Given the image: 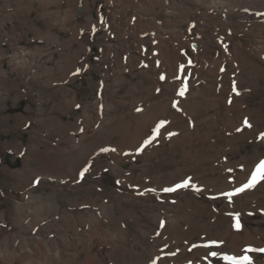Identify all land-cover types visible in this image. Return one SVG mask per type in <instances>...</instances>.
Segmentation results:
<instances>
[{
    "label": "rangeland",
    "instance_id": "1",
    "mask_svg": "<svg viewBox=\"0 0 264 264\" xmlns=\"http://www.w3.org/2000/svg\"><path fill=\"white\" fill-rule=\"evenodd\" d=\"M149 1L0 0L1 264H264L244 252L264 248V181L222 194L264 159V58L232 49L263 30L244 15L252 0L225 25L203 0L174 1L188 20H154Z\"/></svg>",
    "mask_w": 264,
    "mask_h": 264
},
{
    "label": "bare ground",
    "instance_id": "2",
    "mask_svg": "<svg viewBox=\"0 0 264 264\" xmlns=\"http://www.w3.org/2000/svg\"><path fill=\"white\" fill-rule=\"evenodd\" d=\"M147 1H149V0H147ZM152 1V5L150 4L149 6H151V8H153L154 9V11H155V19L154 20H156V19H159V18H162L163 17V15H164V17H166V18H168V20L172 17L173 18V16H180L181 15V17L183 18H185V20H188L189 18H191V16H192V14L194 13V9H191V8H186V9H184V7H181V5H179V3H177V2H174L175 0H170V1H172L173 2V4H172V6L171 5H169V6H166L165 5V3H166V0H151ZM183 1H185V0H181L180 2H181V4L183 5ZM192 0H190L189 2H191ZM204 2V5H202L205 9H207V11H210V12H212L213 14L212 15H210L211 16V18H212V21L214 22V23H216V24H219V23H222V24H224L225 25V22L227 23V24H229V20L235 15V11L236 12H238L239 14H242L243 12H242V6H240V4L239 5H237L236 3H235V1L234 0H207V4H209V5H206V0H203ZM238 1V0H237ZM150 2V1H149ZM188 2V1H187ZM196 3V2H195ZM193 4V2H191V5ZM200 5V3H198L197 2V4H194V5ZM138 6H140V5H138ZM248 6H250V7H248ZM167 7H169V10L167 9ZM187 7H189V6H187ZM246 7H248V9L249 10H247V12H246V10H245V17L247 18V19H249V21H250V24L251 25H255V23H259L261 26H262V28H263V30L261 31V30H259V32H260V35H256V33H255V31H253L254 29L253 28H251L249 31H246V32H248V34H249V37H247V40H246V42H245V44H244V42L243 43H238V44H235V47H233L232 49H234V52H232V53H234V54H236L235 56H237V57H240L241 58V56H239V54L241 53H239V51L237 50V48L238 47H243V46H245L246 45V48H248L247 50H248V52H249V57H251L252 58V61L254 60V59H256V58H258V59H261V60H263V58H264V36H263V34L262 33H264V20H262V19H260L259 17H258V15H256V11H258L259 12V10H264V1L263 2H260L259 0H252L251 2H249L248 4H246ZM244 8V7H243ZM139 10V9H138ZM249 11H255V12H253V13H251V12H249ZM179 13V14H178ZM260 13V12H259ZM139 15V14H138ZM152 15H154V14H152ZM260 16V15H259ZM234 18V17H233ZM261 18H262V16H261ZM232 23V22H231ZM155 24V23H154ZM140 25V24H139ZM165 25V24H164ZM170 25V24H169ZM241 25V24H240ZM176 26V25H175ZM228 26V25H227ZM238 26V25H237ZM153 27V26H152ZM140 28V27H139ZM154 28V27H153ZM232 28V27H231ZM141 29V28H140ZM139 29V30H140ZM142 30V29H141ZM234 30V29H233ZM247 35V34H246ZM152 38V37H151ZM237 43V42H236ZM169 44H172V43H169ZM152 45V44H151ZM161 47H163V50H162V56L164 57L163 58V62L164 63H166L167 61L169 62V66L170 65H174L175 64V58H176V55L174 56V53H178L177 51L178 50H176V51H173V50H171V51H169L168 50V44H167V41H166V43H163V41L161 40V42H160V48ZM170 49V48H169ZM152 50H154V49H152ZM161 50V49H160ZM157 51V50H156ZM232 51V50H231ZM154 52V51H153ZM224 53V52H223ZM233 55V54H232ZM230 57V56H229ZM154 58V57H153ZM161 58V57H160ZM222 58L223 57H221V56H219V59L217 60V61H214L213 63L214 64H217V63H219L220 64V61L222 60ZM242 59V58H241ZM225 60V59H224ZM233 60V59H232ZM236 60V59H235ZM237 61V60H236ZM236 61H235V63H236ZM251 61V60H250ZM156 62V61H155ZM227 62V61H226ZM238 62V61H237ZM233 63H234V61H233ZM254 63V62H253ZM253 63H249V65H248V67L249 68H251L252 66H253ZM155 64V63H154ZM160 64V63H159ZM225 64V63H224ZM228 64V63H227ZM231 64V63H230ZM237 64V63H236ZM235 64V65H236ZM150 65V64H149ZM232 65V64H231ZM252 65V66H251ZM234 66V65H233ZM233 68H236V67H233ZM226 69V68H225ZM216 70H219L218 69V67L215 65L214 67H210L209 68V70H208V73L211 75V74H213L212 76H215L216 77V79L217 78H220V74L221 73H219V76H218V73H217V71ZM236 70V69H235ZM215 72H216V75H215ZM231 72V71H230ZM264 72V71H263ZM240 75H242V73L240 74ZM225 77V76H224ZM223 77V78H224ZM238 81V80H237ZM242 81H243V79H242ZM253 82V81H252ZM241 83V82H240ZM226 86V85H225ZM240 86V85H239ZM225 91V90H224ZM227 92V91H226ZM233 96V95H232ZM196 97H198V93H196L195 92V94H194V98H196ZM236 101V100H235ZM245 102V101H244ZM147 114V113H146ZM145 114V115H146ZM244 119V118H243ZM258 135V134H257ZM66 143V142H65ZM68 146V145H67ZM97 148V147H96ZM60 152V151H59ZM69 158V157H68ZM70 161H71V159H70ZM71 164V163H70ZM65 171V170H64ZM63 172V171H62ZM63 174V173H62ZM239 184V183H238ZM223 190V189H222ZM223 194V193H222ZM176 215V214H175ZM172 220V219H171ZM230 223H231V221H230ZM235 223V222H234ZM229 225V224H228ZM227 225V226H228ZM230 226V225H229ZM229 229V228H228ZM223 231V230H222ZM224 231H226V230H224ZM232 231V230H231ZM242 232V235L243 236H241V237H243V242H245V244L244 245H246V247H253V246H255V244L254 243H252V242H250L249 241V239H248V237H246V235L243 233V232H247V233H250V234H252V232H249L248 230H244V231H241ZM77 237V236H76ZM235 237V236H234ZM90 240V239H89ZM50 242V241H49ZM66 243V242H65ZM46 245V244H45ZM93 245V244H92ZM243 245V246H244ZM264 245V244H263ZM103 246V245H102ZM37 247V246H36ZM49 247V246H48ZM38 248V247H37ZM28 250L30 249V250H32L31 249V246L29 245L28 246V248H27ZM49 249V248H48ZM164 249V248H163ZM36 250V249H35ZM34 250V251H35ZM33 251V252H34ZM44 251V250H43ZM49 252V251H48ZM126 252V251H125ZM20 253V252H19ZM39 253V252H38ZM156 253V252H155ZM15 254H16V252H15ZM56 256L58 257L59 256V258L62 260V256L60 255V252L58 251V253L56 254ZM138 256V255H137ZM3 257V256H2ZM12 257V256H11ZM31 257V256H30ZM159 257V256H158ZM14 258V257H13ZM20 258V257H19ZM33 258L34 257H32V260H33ZM66 258H67V256H66ZM54 259V258H53ZM144 259H146V258H144ZM64 260V259H63ZM135 260H139V261H136L138 264H142L141 262H142V260L140 259V258H135ZM30 261V260H29ZM130 261H132V260H130ZM3 262V261H2ZM32 262H34V261H32ZM130 263H133V261L132 262H130ZM1 264V263H0ZM148 264V263H147Z\"/></svg>",
    "mask_w": 264,
    "mask_h": 264
},
{
    "label": "snow or ice",
    "instance_id": "3",
    "mask_svg": "<svg viewBox=\"0 0 264 264\" xmlns=\"http://www.w3.org/2000/svg\"><path fill=\"white\" fill-rule=\"evenodd\" d=\"M189 63H191V61H189ZM179 71L181 73H183V71H184L183 65L180 66ZM161 79H164V77L161 76ZM186 91H187V86L185 85L184 87H182L179 90L178 95L184 96ZM237 94H239V93H237ZM229 103H231V101H229ZM77 107H79V105ZM137 111H140V109H137ZM165 123H166V121H160V123L153 129V135L151 136V138L145 141V145L150 144L152 142V140H154L156 138V136L159 135L160 129L164 127ZM244 124L249 128L252 127V125L248 122L247 119L244 120ZM237 130L239 131L240 129H237ZM81 131H83V130L81 129ZM260 137H261V139H264V133H261ZM108 150L109 149H101V151H108ZM111 151H115V149H111ZM138 151H143V148H139ZM88 170H89L88 168H84L83 171H81L79 173L80 177L83 178L84 174ZM229 171H231V169H229ZM190 179L191 178H188V179L184 180L183 182L176 184L173 187L164 188L163 191L175 192V191H177V189L187 188L190 186ZM262 181H264V159H261L255 165L254 169L250 172V174H249V176L245 182H243L239 187L234 188L233 191L223 193V195L227 196V198L229 199V202H231L233 196L241 194L246 190L255 188ZM40 183H41V181L39 179H37L34 181V186H39ZM196 190L199 191V189H196ZM149 191H154V189H150ZM230 215L236 216L237 222L235 224V227L239 230L241 227L240 223H239V219H238L239 213H235V214L230 213ZM215 246H218L216 241H212L209 245H206V247H208L210 249L215 247ZM244 252L245 253L264 252V248H259V249L248 248V249H245ZM173 255H175V253H173ZM210 255L212 257H216V256H218V252L217 251H211ZM222 259L227 261L228 264H253V259H252L251 255H248V254H241L239 256L224 255L222 257ZM153 264H155V262H153Z\"/></svg>",
    "mask_w": 264,
    "mask_h": 264
}]
</instances>
